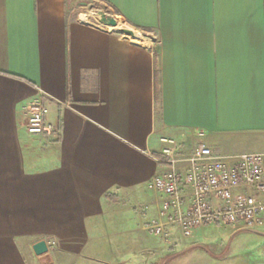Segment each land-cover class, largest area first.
I'll return each instance as SVG.
<instances>
[{"label": "crops", "instance_id": "1", "mask_svg": "<svg viewBox=\"0 0 264 264\" xmlns=\"http://www.w3.org/2000/svg\"><path fill=\"white\" fill-rule=\"evenodd\" d=\"M35 103L50 138L27 132ZM169 139L264 153V0H0V264H264V228L146 230Z\"/></svg>", "mask_w": 264, "mask_h": 264}, {"label": "built area", "instance_id": "2", "mask_svg": "<svg viewBox=\"0 0 264 264\" xmlns=\"http://www.w3.org/2000/svg\"><path fill=\"white\" fill-rule=\"evenodd\" d=\"M96 26L109 30L100 20ZM48 112L44 103L28 108L30 135H54ZM161 155L168 169L150 184L164 197L159 219L146 228L151 235L168 244L173 231L187 240L209 226L236 232L264 228V153L219 157L202 143L192 157L182 159L178 143L169 139L163 141Z\"/></svg>", "mask_w": 264, "mask_h": 264}, {"label": "rangeland", "instance_id": "3", "mask_svg": "<svg viewBox=\"0 0 264 264\" xmlns=\"http://www.w3.org/2000/svg\"><path fill=\"white\" fill-rule=\"evenodd\" d=\"M77 8H79V10H80L79 11V15L80 16L81 15L82 16H85L86 17V21L87 20L93 21V23L95 25H97V22L100 20L101 15L107 13L106 9L102 5H100L98 3H94V2H89V1L79 2L77 4ZM127 38L128 39H131L130 37H127ZM143 38H145V35H143V34L140 33L139 36L137 37V40L138 39L140 40V39H143ZM146 40L148 41V39H146ZM193 262H194V260L191 261L189 264H191Z\"/></svg>", "mask_w": 264, "mask_h": 264}, {"label": "water", "instance_id": "4", "mask_svg": "<svg viewBox=\"0 0 264 264\" xmlns=\"http://www.w3.org/2000/svg\"><path fill=\"white\" fill-rule=\"evenodd\" d=\"M100 23L106 27H113V28H116L119 25L118 21L114 17H112L110 15H106V14L101 15ZM119 32H121L125 36L136 38L135 32L133 30L121 29V30H119ZM34 251L38 256H41V255L47 253L48 248H47L46 243L40 242V243L36 244L34 247Z\"/></svg>", "mask_w": 264, "mask_h": 264}, {"label": "bare ground", "instance_id": "5", "mask_svg": "<svg viewBox=\"0 0 264 264\" xmlns=\"http://www.w3.org/2000/svg\"><path fill=\"white\" fill-rule=\"evenodd\" d=\"M82 20L86 21V17L85 16H82L81 18ZM109 28V27H108ZM111 30H120L121 29V24L118 25V27L116 28H113V27H110ZM131 38V37H130Z\"/></svg>", "mask_w": 264, "mask_h": 264}]
</instances>
